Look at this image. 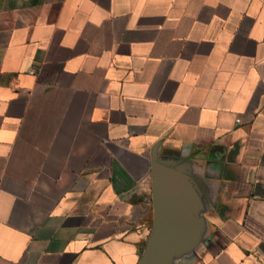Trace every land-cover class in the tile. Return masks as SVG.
Wrapping results in <instances>:
<instances>
[{
	"label": "crops",
	"instance_id": "crops-1",
	"mask_svg": "<svg viewBox=\"0 0 264 264\" xmlns=\"http://www.w3.org/2000/svg\"><path fill=\"white\" fill-rule=\"evenodd\" d=\"M154 166L168 264H264V0H0V264H140Z\"/></svg>",
	"mask_w": 264,
	"mask_h": 264
},
{
	"label": "water",
	"instance_id": "water-1",
	"mask_svg": "<svg viewBox=\"0 0 264 264\" xmlns=\"http://www.w3.org/2000/svg\"><path fill=\"white\" fill-rule=\"evenodd\" d=\"M154 228L140 264H168L170 256L187 245L193 215L180 203L176 192L161 185L160 173L153 171Z\"/></svg>",
	"mask_w": 264,
	"mask_h": 264
}]
</instances>
